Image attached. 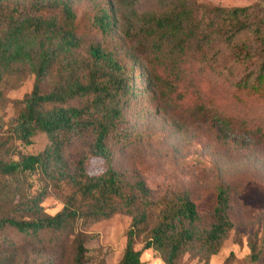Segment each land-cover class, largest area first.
Returning a JSON list of instances; mask_svg holds the SVG:
<instances>
[{
	"label": "rangeland",
	"instance_id": "obj_1",
	"mask_svg": "<svg viewBox=\"0 0 264 264\" xmlns=\"http://www.w3.org/2000/svg\"><path fill=\"white\" fill-rule=\"evenodd\" d=\"M70 2L80 39L75 58L91 59L88 49L98 44L114 55L134 79L133 88L114 86L125 103L122 118L107 139L113 166L123 176L127 193H138L134 188L136 181L146 182L151 200L157 204L150 212L151 227L158 222L167 202L176 204L180 197L189 196L197 205L196 239L184 248L176 264H264V92L248 93L236 85L256 65L231 70L238 55L216 44L209 56L219 49L222 54L213 67L190 62L164 69L141 44L138 34L140 21L136 13L164 10L156 0ZM190 2L220 7L252 6L253 10L242 20L264 19V0ZM52 3L0 0V37L5 36L9 25L29 17L61 14ZM103 10L109 11L113 18L109 33H103L96 23ZM67 64L68 58L57 63L58 70L46 80L47 89L55 86L58 73ZM166 77L178 83V95H166L163 86ZM34 82L33 67L25 62L12 63L0 82V144L9 142L0 151V158L6 162L38 154L49 144L43 132H37L28 145L10 136V128L17 122L23 100L32 91ZM85 102L86 99L78 97L67 104L81 106ZM95 137L91 127L71 133L63 149L62 164L52 162L48 171L38 167L19 178L0 175V219L20 216L18 209L39 194H45L42 206L47 213L58 212L73 190L65 176L79 173L81 159L87 163L90 174L104 169L103 161L92 155ZM219 184L227 186L231 193L229 215L233 227L214 245L213 252L207 234L215 220ZM132 220L131 214L118 213L85 227L88 264H119ZM3 234L12 246L1 242L0 264H50L55 257L59 264H73V236L60 244L56 238L30 237L13 227H6ZM144 238L136 248H142ZM14 253L17 255L11 260H3ZM142 264L165 262L160 252L148 249L143 252Z\"/></svg>",
	"mask_w": 264,
	"mask_h": 264
},
{
	"label": "trees",
	"instance_id": "obj_2",
	"mask_svg": "<svg viewBox=\"0 0 264 264\" xmlns=\"http://www.w3.org/2000/svg\"><path fill=\"white\" fill-rule=\"evenodd\" d=\"M51 1L61 14L29 17L9 25L5 36L0 37V82L15 62L30 63L35 73L33 89L23 100L24 106L17 122L10 128V136L25 145L31 143L37 132H43L49 138V144L38 154L23 155L20 160L11 162L0 158V175L19 178L35 172L38 167L48 171L52 162L62 164L63 149L70 134L90 127L96 135L92 155L103 161L104 169L98 174H90L87 163L81 159L79 173L65 176L73 190L66 197L64 206L55 214H49L42 206L45 194H39L18 209L20 216L0 219V244L12 246L3 234L6 227L34 238H56L60 244L73 236V264H88L89 250L83 229L118 213H128L133 220L127 230L126 248L119 264H142L143 252L148 249L160 252L165 264H176L180 253L196 239L197 205L189 196L180 197L176 204L167 202L158 222L150 226V212L157 204L151 200L146 182L136 181L134 188L138 193H127L123 176L113 166V154L107 143L111 130L122 118L125 103L114 86L133 88L134 79L114 55L106 53L98 44L88 49L91 59L78 61L75 50L80 46V39L72 4L70 0ZM156 2L163 11L136 13L140 21L138 34L141 44L164 69H175L190 62L213 67L219 63L222 49L212 56L209 53L216 44H222L223 49L238 55L231 70L256 65L236 85L248 93L264 92V19L242 20L253 10L252 6L197 5L190 0ZM96 23L103 33H109L114 22L110 12L103 10ZM62 58H68V64L58 73L55 86L47 89L46 80L55 69L58 70L56 65ZM163 86L167 96L179 94L178 83L167 77L163 79ZM78 97L86 102L81 106L67 104ZM8 145L9 142L0 144V151ZM230 200L229 188L219 184L215 220L207 234L213 252L214 245L233 227L229 215ZM143 236V246L138 249L136 245ZM16 255L6 256L3 260L7 262ZM50 264H59V259H51Z\"/></svg>",
	"mask_w": 264,
	"mask_h": 264
}]
</instances>
